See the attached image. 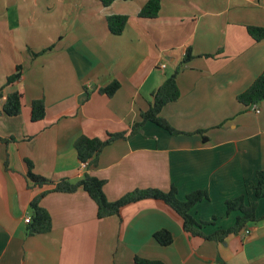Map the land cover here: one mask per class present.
<instances>
[{
	"label": "crops",
	"instance_id": "1",
	"mask_svg": "<svg viewBox=\"0 0 264 264\" xmlns=\"http://www.w3.org/2000/svg\"><path fill=\"white\" fill-rule=\"evenodd\" d=\"M148 0H0V264H135L134 257L163 264H264V200L249 231L223 243L189 238L181 220L162 202L127 205L119 216L97 219L96 205L82 189L49 193L41 206L51 217L46 234L26 235L29 204L46 188H34L33 172L54 183L79 181L85 169L74 141L128 133L148 108L151 93L177 68L179 99L162 109L171 135L153 123L117 140L100 153L91 175L104 180L115 201L134 189H177L183 200L206 190L209 199L191 215L213 222L205 234L230 228L238 213L225 201L245 195L264 170V101L259 113L237 101L264 69V39L248 27L264 28V0H160L154 19L139 18ZM126 16L120 35L107 18ZM33 57L31 53H40ZM190 49L193 58L184 63ZM21 65L20 79L5 86ZM161 65H165L162 70ZM117 81L111 96L98 90ZM23 95L19 116L2 106L8 94ZM43 99L45 116L30 120V104ZM6 155L8 166H5ZM168 231L171 245L153 238Z\"/></svg>",
	"mask_w": 264,
	"mask_h": 264
},
{
	"label": "trees",
	"instance_id": "2",
	"mask_svg": "<svg viewBox=\"0 0 264 264\" xmlns=\"http://www.w3.org/2000/svg\"><path fill=\"white\" fill-rule=\"evenodd\" d=\"M114 1L115 0H100V3L102 6L108 7ZM159 10L160 0H148L139 11L138 17L154 19L157 17ZM127 19L128 18L124 15H113L108 17L107 26L110 33L116 36L120 35L124 30ZM247 30L254 41L260 42L264 39V28L248 27ZM48 50H50V48L37 54H31L33 57H36ZM192 58L191 51L188 49L183 62L187 63ZM178 72L179 68L165 78L161 85L151 93V101L149 102L148 108L140 113V121L132 125L128 133L108 134L105 139L80 136L74 141L73 146L76 151L77 159L81 164L86 165L84 174L79 181L71 182L67 179H62L54 183L36 175L33 172V164L29 160H26V178L30 184L37 189L46 188L36 195L29 204L30 222L26 224V235L34 236L46 234L51 230V217L47 210L41 206V200L44 196L49 193L72 194L79 189L86 192L95 203L97 208V219L119 216L123 207L144 200L159 201L179 217L182 229L189 238H200L217 244L223 243L226 238L231 235L246 231L249 226L258 221L256 217L257 202L259 200H264V170L256 172L255 182L251 185L255 199L253 201H248L245 195H240L234 199L225 201L226 214L236 212L238 215L230 228L219 229L212 234H205L203 229L213 222H198L191 215V209L196 204L209 199L206 190L191 192L187 194L183 200H180L177 197V189L174 186H171L168 191L151 188L134 189L115 201H109L103 191L105 181L91 175V172L94 171L98 165V157L104 148L117 140H126L131 136L139 134L142 126L147 122L155 124L171 135L179 134V132L172 129L160 116L164 106L176 102L180 97V92L176 83ZM21 75L22 67L18 65L15 68V72L7 77L5 86L7 87L17 82ZM119 88L120 84L117 81H113L106 87L100 88L98 92L99 94L111 97ZM22 100L23 95L20 92L15 91L8 94L2 106V113L8 117L19 116L22 111ZM237 101L247 108L264 101V69L248 89L237 96ZM44 116V100H33L30 104V120L32 122H40L44 119ZM0 142L8 145L9 143L16 142V140L14 138H0ZM5 166H8L7 155ZM153 238L162 247H167L173 242L172 235L166 230L157 231L154 233ZM133 261L135 264H163L161 261L147 260L139 257H134Z\"/></svg>",
	"mask_w": 264,
	"mask_h": 264
},
{
	"label": "built area",
	"instance_id": "3",
	"mask_svg": "<svg viewBox=\"0 0 264 264\" xmlns=\"http://www.w3.org/2000/svg\"><path fill=\"white\" fill-rule=\"evenodd\" d=\"M160 68L163 70V69L165 68V65H161ZM249 109H250L251 111H253L254 113H259L258 104L251 105V106L249 107ZM81 166H82V168L84 169L86 165H85V164H81ZM24 222H25L26 224H28V223L30 222V217H29V216H26V217L24 218ZM245 233L248 234L249 231L246 230ZM211 264H218V263H211Z\"/></svg>",
	"mask_w": 264,
	"mask_h": 264
}]
</instances>
